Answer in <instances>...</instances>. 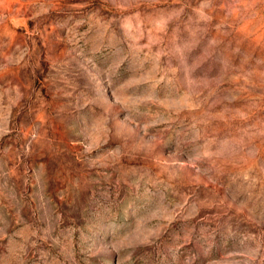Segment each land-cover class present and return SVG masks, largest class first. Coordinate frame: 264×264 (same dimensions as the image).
Wrapping results in <instances>:
<instances>
[{"label":"rangeland","instance_id":"374dc122","mask_svg":"<svg viewBox=\"0 0 264 264\" xmlns=\"http://www.w3.org/2000/svg\"><path fill=\"white\" fill-rule=\"evenodd\" d=\"M0 264H264V0H0Z\"/></svg>","mask_w":264,"mask_h":264}]
</instances>
